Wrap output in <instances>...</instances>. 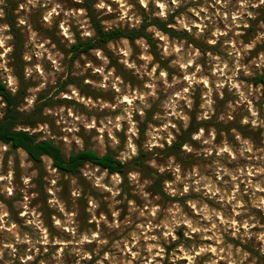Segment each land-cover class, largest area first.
<instances>
[{"label": "rangeland", "instance_id": "1", "mask_svg": "<svg viewBox=\"0 0 264 264\" xmlns=\"http://www.w3.org/2000/svg\"><path fill=\"white\" fill-rule=\"evenodd\" d=\"M103 2L0 0V80L25 112L49 102L32 132L127 164L65 175L0 141V264H264V4L162 0V17L155 0H125L127 16ZM88 5L106 29L158 19L176 33L152 25L154 45L120 38L75 55L95 34Z\"/></svg>", "mask_w": 264, "mask_h": 264}, {"label": "trees", "instance_id": "2", "mask_svg": "<svg viewBox=\"0 0 264 264\" xmlns=\"http://www.w3.org/2000/svg\"><path fill=\"white\" fill-rule=\"evenodd\" d=\"M86 9L95 34L87 41L72 45L71 49L75 52V55L88 52L94 48H104L107 43L120 38H126L130 41L145 38L151 45H154L153 35L148 31V28L152 25L170 35L176 33L171 27H168L167 22L158 19H146L138 28L115 27L106 29L92 6L88 5ZM17 34L14 35L17 36ZM20 56L21 49L18 47L16 59L19 60ZM255 82L264 83V76L258 77ZM0 96L5 103L4 114L0 119V141L9 145L12 149L21 148L25 150L29 158L35 163H41L43 157L47 156L51 158L53 166L65 175H78L87 163L99 166L111 174H125L127 164L119 160L114 153L100 154L96 149L87 146L67 155L62 146L54 140L40 139L35 132H32L31 129L42 121V111L44 107L49 105V102H43L42 104L37 102L31 111L25 112L20 108L22 93H13L1 80ZM185 141L172 144L169 147L171 154H177L178 152L175 149L180 150ZM158 176V173H156V180H158Z\"/></svg>", "mask_w": 264, "mask_h": 264}, {"label": "clouds", "instance_id": "3", "mask_svg": "<svg viewBox=\"0 0 264 264\" xmlns=\"http://www.w3.org/2000/svg\"><path fill=\"white\" fill-rule=\"evenodd\" d=\"M33 2H34V0H29V3H33ZM117 2L120 4V7L122 9H124L123 16H127V9L125 8V0H117ZM155 2L159 6V8L161 9V11L158 13V15H160L162 17H166V15H167V12H166L167 6H166V4L163 3L162 0H155ZM172 2H173L174 5L179 6L180 0H172ZM259 2L262 3V4H264V0H259ZM140 3L145 8H147V6H148V0H140ZM246 3H247V0H240L241 6L246 5ZM23 7H24V5H21V8H23ZM58 7H59V5H57L56 7H54L51 12L47 13L44 16V20L45 21H48L50 23L51 22L52 14H53V12H56V8H58ZM97 7L98 8H104L105 7V4H104L103 0H101V3H99L97 5ZM80 11L83 12V9H81ZM109 11H111L110 8H109ZM239 15H240V13H233V16H232L233 20H236ZM248 15L251 16L252 13H248ZM0 16H3V12L2 11H0ZM20 23H24V21L21 20ZM5 27H7V25H5ZM60 27L63 30V34L66 37H69L70 36L69 29L67 27H65L64 23H61ZM32 35H33V38H34L35 37V33H33ZM85 35H91V33L90 32H86ZM157 35H159V33H157ZM125 43H127V42L125 41ZM3 45H4V39L3 38H0V46H3ZM40 47L43 48V45H40ZM247 47L251 48L252 45H248ZM8 51H11V49L10 48L6 49L5 50V54ZM97 54L99 55V53H97ZM38 55H39V53H38ZM125 55H127V53H125ZM25 59H30V57L26 55L25 56ZM37 68L39 69V65H37ZM96 71L103 72V69H96ZM27 73L30 75L31 74V69H28L27 70ZM161 75L163 76V75H165V73H161ZM191 82H192L191 79H189V83H191ZM9 83L11 85V84H14L15 81L11 77H9ZM204 83L207 84V80H205ZM41 87H43V85H41ZM235 87L239 88V85H235ZM13 91H15V88H13ZM73 92L75 93V89H73ZM241 95L243 96V93H241ZM124 99L125 100H129V98L127 96H125ZM31 103H32V100H29V104H31ZM129 103H131V100H129ZM209 103H211V101H209ZM92 126L93 125H89L88 127H92ZM199 135H203V129H201V132H200ZM196 138H199V136H197ZM169 142H171V140H169ZM132 148H133V152H135V147L132 146ZM9 178H10V176H9ZM2 179H4V177L0 176V180H2ZM113 179H115V180H117V182H119L118 177H114ZM185 190H187V189H185ZM9 192H11V189H9ZM55 223L57 225H59L60 224V221L59 220H55ZM233 223H235V221H233ZM244 227L247 228L248 227V224L245 223ZM260 238L262 240H264V236H261ZM83 239L84 240H87L88 237L85 236ZM201 251H203V249H201ZM213 251H215V250L213 249ZM189 259L191 260V258H189Z\"/></svg>", "mask_w": 264, "mask_h": 264}]
</instances>
